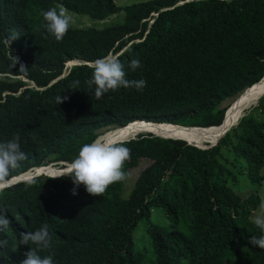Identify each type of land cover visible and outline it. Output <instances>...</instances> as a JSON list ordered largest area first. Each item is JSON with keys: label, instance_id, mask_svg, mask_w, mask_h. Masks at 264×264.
Listing matches in <instances>:
<instances>
[{"label": "trees", "instance_id": "trees-1", "mask_svg": "<svg viewBox=\"0 0 264 264\" xmlns=\"http://www.w3.org/2000/svg\"><path fill=\"white\" fill-rule=\"evenodd\" d=\"M185 1L121 8L114 0H0V34L20 31L9 49L0 44V140L19 134L26 154L7 182L69 164L83 144L133 122L220 125L230 104L264 75V0ZM58 6L95 21L119 13L123 20L101 30L70 26L56 42L43 29L41 12ZM106 55L120 60L127 79H144L143 90L119 88L96 99L88 65ZM133 58L142 66L130 72ZM69 61L88 65L66 70ZM123 145L125 179L100 196L82 185L72 195L68 175H42L0 192L10 221L0 232L8 242L0 264H19L27 251L17 247L20 233L45 223L50 242L38 254L52 255L55 264H264V250L248 243L260 235L252 216L259 198L237 195L228 184L236 180L228 157L219 159L223 151L239 158L250 183L264 181V95L210 149L150 134ZM153 209L170 220L169 229L153 224Z\"/></svg>", "mask_w": 264, "mask_h": 264}, {"label": "clouds", "instance_id": "clouds-1", "mask_svg": "<svg viewBox=\"0 0 264 264\" xmlns=\"http://www.w3.org/2000/svg\"><path fill=\"white\" fill-rule=\"evenodd\" d=\"M71 22V17L67 14V10L63 6H60L59 9L53 7L41 12L42 27L56 42L62 40L65 33L69 30ZM19 35L20 31L14 28L9 29L6 35L0 34V44L9 49V45L16 40ZM10 57L14 61L13 65H15L17 63L16 58ZM69 62L73 63V61ZM89 66H91L89 84L92 86L93 95L96 99L101 98L109 91H116L119 88H133L139 92L146 86V81L144 79H127L125 66L116 57L106 55L94 60ZM141 66V62L133 58L127 65V71L134 72ZM20 68L25 69L23 65H21ZM65 69H68L66 68V64ZM67 73L68 71L65 74ZM22 80L24 81L25 79ZM25 83L33 84L28 81ZM66 99L67 97L63 98V100ZM61 102L62 98L60 96L57 97V104ZM128 158L129 149L125 147L122 142L110 136H100L89 143L83 144L69 164H66L68 166H63V169L66 170L51 178L68 175L74 186L71 192L72 195L76 194L75 188L82 185L86 193L100 196L110 184L125 179V173L122 168L124 162ZM24 159H26V154L21 150L19 134H13L12 137L7 140H0V192L12 187V185L7 182L11 170L17 168L19 163ZM52 166L56 168L54 165ZM60 167L57 165L58 169H60ZM35 170L37 169H32L28 171L27 174ZM253 223L260 230V235L258 237H250L248 243L260 250H264V205H261V211L258 215H255ZM9 225V219L4 214V211L0 209V232L7 229ZM49 242L50 235L46 223L42 224L34 231L20 233L17 247L27 246V251L23 253V259L19 261V264H55L52 255L41 256L38 254L48 247ZM7 243V240L0 239V249L4 248Z\"/></svg>", "mask_w": 264, "mask_h": 264}, {"label": "rangeland", "instance_id": "rangeland-1", "mask_svg": "<svg viewBox=\"0 0 264 264\" xmlns=\"http://www.w3.org/2000/svg\"><path fill=\"white\" fill-rule=\"evenodd\" d=\"M147 1H150V0H114V4L117 7L123 8V7L131 5V4L147 2ZM59 7L60 6H58V9H59ZM67 14L71 17L72 22H71L70 26L72 28H82V29L94 28L97 30H101V29L106 28L108 26L118 24L123 20V14L122 13L110 15L109 17H107L106 19H104L102 21H95V20L90 19L87 16L78 15L75 13H71L69 11H67ZM79 63L80 62H75L74 64H79ZM74 64L72 62L69 64L66 63V68L69 69ZM29 85H30V87H32L31 84H29ZM251 95H252V92L249 96H251ZM247 96H248V94L246 95V97ZM251 108H253V106L250 107L248 110H246L243 113V115L245 113H248ZM238 119L239 118H237L235 120L237 121ZM235 125H236V123H235ZM121 132H122V130L115 132L113 138L115 139V138L119 137V135H121ZM227 157H228V164L227 163H225V164H227V166L231 168V170H232L231 174L233 176H235V179H236V180L228 179L229 186L233 187V190L236 192V194L242 198H246L250 194L256 195L259 198L260 204L258 205L256 210L252 212L253 213L252 216L258 215L261 211V205H264V181H261L259 183H255V184L250 183L249 180L247 179V176H246L244 161L239 159V158L235 159L232 155L227 154L223 151L222 156L219 157L220 162H223V159L227 158ZM143 166L144 165H140V167L137 170L133 171V174H134L133 177L136 176V174L139 172V170L141 168H143ZM46 169L47 170H57V171L60 170L58 168L57 169L46 168ZM259 173L261 176H264V166L261 168ZM151 221L153 222V224L159 226L163 230H167L170 228V220L159 209H153L152 210ZM137 229H140L141 232L135 233L136 232V230H135L134 233L132 234V241H133V245H134V246H132L133 250H136L137 249L136 246L139 245L140 236H141L142 229H143V224L140 223L138 225Z\"/></svg>", "mask_w": 264, "mask_h": 264}, {"label": "bare ground", "instance_id": "bare-ground-1", "mask_svg": "<svg viewBox=\"0 0 264 264\" xmlns=\"http://www.w3.org/2000/svg\"><path fill=\"white\" fill-rule=\"evenodd\" d=\"M70 62H68L69 64ZM264 83V75L263 80ZM252 92V95L249 96ZM259 92L257 90L252 89L249 91L248 96L243 98L241 101L236 102L233 107L227 112L225 116V123L228 125V123H232L231 125L235 124L237 118H241L243 113L248 110L250 107L255 105L257 101V96ZM237 107V108H236ZM235 120V121H234ZM239 120V119H238ZM230 127V126H228ZM121 131V130H119ZM218 131L219 129H208L203 132V130H184L181 128H175L172 126H166V125H159L155 126L152 123H133L127 128L123 129L121 132V135L119 137L115 138L116 140L120 142H124L126 140H131L136 137H139L141 135H153L157 138H176V139H182V140H188L192 141L198 144H205V145H212L218 141ZM115 132L109 133L106 136H110L113 138ZM114 139V138H113ZM53 169V168H50ZM45 175L49 177H54L59 174L57 170H37L32 173H29L28 175H23L19 178V180H25L31 177V175ZM18 180V179H15ZM14 181V180H13Z\"/></svg>", "mask_w": 264, "mask_h": 264}, {"label": "water", "instance_id": "water-1", "mask_svg": "<svg viewBox=\"0 0 264 264\" xmlns=\"http://www.w3.org/2000/svg\"><path fill=\"white\" fill-rule=\"evenodd\" d=\"M187 1H191V0H186L185 2H187ZM178 5H180V4H178ZM75 62H77V61H73V64L75 63ZM76 65H88V64H85V63H79V64H74L73 66H76ZM89 66V65H88ZM66 75V74H65ZM65 75H62L61 77H60V79L62 78V77H64ZM262 80H263V77L257 82V83H255V84H253L252 86H250L249 88H247L246 90H244V92L236 99V100H234L233 101V103L229 106V108L225 111V113H224V116H223V118H222V120H221V123H220V125L218 126V127H210V128H184V127H179V126H174V125H169V124H154V123H152L153 125H155V126H159V125H166V126H172V127H175V128H181V129H184V130H203V132L204 131H206V130H208V129H219V131H218V136H220V137H218V141L229 131V129L232 127V126H234L235 124H233V125H231L232 123H228V125L225 123V114H226V112L228 111V110H230L232 107H233V105L236 103V102H239V101H241L244 97H246V95L249 93V91H251L252 89H255V90H257L258 92H259V94H258V96H257V101L263 96V94H264V83L262 82ZM24 82H27V81H25L24 80ZM32 86L34 87V85L32 84ZM256 101V102H257ZM254 106H256V104L255 105H253V107ZM137 122H144V123H146V124H148V123H151V122H146V121H137ZM134 123V122H133ZM133 123H130V124H128V125H126L125 127H123V129H125V128H127L128 126H130L131 124H133ZM236 123V122H235ZM228 126H230V127H228ZM123 129L122 128H120V129H115V130H112V131H109V132H107V133H104L103 135H101V136H106L107 134H109V133H112V132H117V131H119V130H122L123 131ZM100 137V136H99ZM135 139V138H134ZM134 139H131V140H134ZM169 140V139H168ZM128 141H130V140H126V141H124V142H128ZM171 141H173V142H180V141H178V140H171ZM217 141V142H218ZM217 142L216 143H214V144H212V145H208V146H204V148L203 147H196V148H199V149H201V150H206V149H210V148H212L213 146H216L217 145ZM186 145H188V146H194V145H191V144H188V143H185ZM50 166H52V165H49L48 167H50ZM58 166H68V165H66V164H64V163H59L58 164ZM48 167H46V168H48ZM43 168V167H42ZM41 168V169H42ZM46 168H43V169H46ZM67 168V167H66ZM37 170H40V169H37ZM37 170H35V171H37ZM64 170H66V169H63V170H58V172L60 173V172H62V171H64ZM23 175H28L27 173H25V174H23ZM23 175H21V176H18V177H15V178H13V179H11L10 181H8V183L10 184V185H14L15 183H18V182H24V181H30L31 179H33V177H37V176H39V175H36V174H34V175H31V177H29V179H25V180H19V178L20 177H22ZM49 177V176H48ZM15 179H18V180H15ZM14 180V181H13Z\"/></svg>", "mask_w": 264, "mask_h": 264}]
</instances>
